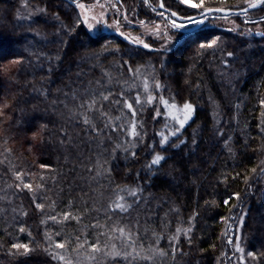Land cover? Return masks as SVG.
Here are the masks:
<instances>
[{"label": "trees", "instance_id": "16d2710c", "mask_svg": "<svg viewBox=\"0 0 264 264\" xmlns=\"http://www.w3.org/2000/svg\"><path fill=\"white\" fill-rule=\"evenodd\" d=\"M136 1L117 0V3L124 7L125 3L130 2L138 13H145L144 0L139 2V6ZM163 3L167 10L179 11L181 17L194 15L190 7L181 5L179 0H163ZM206 3L212 8L228 6L242 9L247 6L244 0H206ZM158 6L159 0H150L149 7L156 9ZM37 7H46L47 11L37 12ZM53 13H59V19L69 27H72L75 18L82 20L75 4L69 0H0V65L14 56H22L32 66V70L22 69L19 82L13 83H8L6 75L0 70V100L4 98L5 92L9 93L8 99L12 98V94L17 96L14 109H9L12 119L8 132L12 135L7 143L4 142V134L0 133V264H56L42 250L45 227L56 232L63 229L68 234L78 226L75 221L64 225L49 221L44 225L40 223L44 215L68 210L70 199L74 201L73 207L82 211L85 206L91 207L94 200L106 206L107 199L115 195L111 187L102 189L103 198L93 192L98 182L89 180L91 173L86 165L90 161L86 158L92 157L94 160V153L98 149L95 142L89 140L91 133L83 129L82 123L68 116L76 101L71 95L65 94L73 88H77L79 93V89L90 87V81L91 87L97 86V80L104 85L110 77L109 90L119 92L123 89L131 99L135 91L142 92V82L138 75L123 66L124 61L131 62L133 68L144 66L141 73L148 75L150 85L154 79L166 84L163 90L153 89L156 95H160L161 91L166 98L175 94L178 104L190 100L196 105L194 117L182 129L188 142L175 149L171 145L157 144L156 150L163 148L179 160L176 172L170 176L159 175L150 186H145L143 195L147 199L136 204L131 213L122 218V222L132 224V231L138 233V236H134L135 247L139 251L135 264H144L141 257L145 255L153 256L148 264H173L170 252L161 256L154 254L152 247L163 248L168 252V236L178 224L181 227L189 226L187 218L193 212L198 213L193 225L194 245L190 248L182 237L180 247L187 254H177L175 264H234L235 261L245 264L239 258L241 253L234 246L235 240H228L230 235L236 237L238 233L241 246L246 251L258 253L259 258L256 260L245 256L247 264H264V255H259L264 253V175L251 174L253 167H264L260 163L264 160V134L261 131L264 128V104L260 103L264 100V20L243 23L246 18L254 20L264 16V7L260 6L246 15L226 17L236 18L243 27L240 30L206 25L189 33L174 30L185 36L169 50L151 40L147 44L153 47L147 48L114 33L92 36L85 24L77 26L75 32L62 31L57 34L56 29L61 25L54 20ZM148 16L152 17L153 14L148 13ZM259 32L263 35H259ZM215 37L220 38L218 46L196 54L199 41ZM61 39L66 44H61ZM105 41H109L105 46L106 52L101 51ZM226 52L235 55L225 57L222 53ZM56 55H60L61 59L54 61L50 78L41 85V78L49 77L46 71L47 57ZM225 58L229 60L228 69L221 63ZM241 65L244 67L239 74H222L240 68ZM186 79L188 83H185ZM25 80L30 82L28 87L22 86ZM121 81L128 85L135 81V86L125 88ZM197 81L200 86L194 87ZM32 82L47 88L49 94L45 96L30 91ZM105 107L111 109V115L119 114L117 107L111 104ZM134 107L139 109L140 106L134 103ZM154 112L155 106L147 105L142 112L138 111V118L143 117L145 121L148 140L156 139L158 142L156 130L161 129L166 120L163 115L154 120ZM42 122L47 123L49 128L43 133V142H34L31 133ZM62 127H67L73 137L70 144L63 146L59 143ZM219 129H223V133ZM121 135L113 132V140L106 141L105 148L110 150ZM229 137L231 141L226 146L224 141ZM193 139L197 141L195 145L192 144ZM29 143L35 144L32 151L26 150ZM172 144H176V140H172ZM6 147L12 151L5 152ZM229 148L233 151L230 152ZM145 151L146 146L141 147L137 157H129L127 160L125 153L119 149L112 158L105 154L113 169V183L133 184L138 171L139 179L147 180L144 165L150 157L145 155ZM171 163V160L167 162ZM41 164H49L51 168L41 169ZM167 164L165 171L168 170ZM21 169L25 174L35 175V180L27 175L26 179L33 183L39 180L45 184L41 195L57 201L54 210L45 208L42 212L35 209L31 193L27 190L21 192L12 186L14 182H19L13 170ZM41 171L46 174L43 180L39 176ZM233 173L240 175L234 176ZM244 175L250 176L251 189L243 179ZM233 192L240 193L239 201L232 197L225 204V198ZM165 197L168 203L162 202ZM85 200L87 205L84 204ZM43 202L47 204L48 200ZM173 204L179 206V212L170 210ZM21 205L29 210L27 216L13 211L21 208ZM242 207L247 209L246 222L243 227L234 228V213L239 215ZM165 212L168 213L166 217ZM119 215L115 213L110 223ZM95 217L96 212H92L85 222ZM221 217L226 219L221 220ZM21 223L31 230V236L28 231L18 230L17 225ZM153 232L162 234L158 245ZM33 240L40 247L28 257L9 256L3 250V246H10L15 241ZM97 259L100 264H132L131 257L127 261L122 257ZM81 260L82 264H87L83 257Z\"/></svg>", "mask_w": 264, "mask_h": 264}, {"label": "snow or ice", "instance_id": "6c2138e0", "mask_svg": "<svg viewBox=\"0 0 264 264\" xmlns=\"http://www.w3.org/2000/svg\"><path fill=\"white\" fill-rule=\"evenodd\" d=\"M147 2V0H146ZM181 5H187L190 7L193 15L184 17L186 23H203L208 19V16L205 14H211L214 11H220L222 13H230L232 11L240 12V8L232 7H221L219 9H214L209 7L206 3V0H179ZM245 4L249 7H255L257 4H264V0H244ZM78 7L82 9L79 14L82 16L83 20L80 18H75L72 24V27H69L68 24H65L59 19V13H53L52 16L54 20L60 23L61 27L56 29V33L60 34L62 31L75 32L77 26L82 24L87 25V29L95 31L100 22V18L104 16V12L98 14H91L88 11V6L83 3H79ZM37 12H46L47 8L37 7L35 9ZM164 16L167 18L168 23L158 27L150 28L154 35H161V32L166 36L165 44L168 41H171L173 38L168 34V25L172 29L178 30L185 27V23L178 22L174 17H181L179 11H173L168 9ZM226 18V17H225ZM127 19V15H125ZM260 20H264V16L258 17ZM103 23L107 25L108 21L103 20ZM117 25L116 30L120 31L119 21H113ZM139 23L144 24L145 21H139ZM39 34V33H37ZM129 40H133V36L129 35L127 37ZM219 37L212 39H205L199 41L197 44L196 54L204 52L205 50H212L214 47L218 46ZM135 43L143 44L147 48H152V44L145 43L144 40H141L138 36L135 38ZM61 44H66V41L61 39ZM109 41H105L104 45L101 46V51L106 52L107 48L105 47ZM161 48H164V45H160ZM97 53L96 55H98ZM225 57H233L235 54L233 52L222 53ZM61 59L60 55L49 56L47 57L48 67L46 71L49 73V77L41 78V85L46 82L53 72L54 61H59ZM37 64L39 61L37 60ZM162 60V64H163ZM222 65L225 69H228L229 60L227 58L222 60ZM123 66L127 68L129 72H132L134 75H138L139 79L142 82V92L140 90L135 91L133 97L130 99L126 94L125 90H120L116 92L115 89H111V78L108 77L104 85H101L100 81H96V87H91V81L89 82L90 87H85L82 89L73 88L70 93L65 95H71L75 105L69 110L68 116L72 119L80 121L82 123L83 129L90 132L89 136L90 141H94L98 151L94 153L95 159L92 157L86 158L89 163L86 167L91 173L89 180L98 182V187L93 189L95 195L100 198H103L104 192L103 188L111 187L115 195L107 199L106 206L99 205L98 201L94 200L91 207L85 206L81 211L79 208L73 207L74 201L69 200L67 205L68 210L62 212H57L55 215H44V218L40 221L41 224L47 225L49 221L55 222L59 225L67 224L69 221H75L77 224V229H73L71 233L66 234L63 229L60 232H56L54 229L50 230L45 227L44 230V244L42 250L51 257L52 261H55L56 264H82L81 257L87 261V264H100L98 257L102 259H107L108 257L119 258L122 257L126 261L129 257L132 258V264H135L136 257L139 256V251L135 247L134 236H138V233L132 231V224L127 221L122 222V218L130 214L136 204H139L142 200L147 198L143 195L144 187L150 186L153 180L159 176H170L177 170V165L179 164L178 159H174L168 152L157 149V144L159 146L171 145L172 148H178L185 145L188 142V137L183 136L182 129L185 125L188 124L195 114L196 105H194L190 100H184L182 104H178L175 100V94H172L170 98H166L162 91L157 97L153 89L163 90L166 87V84L162 83L159 79H154L150 85L149 77L146 74L141 73V69L144 67L142 65H137L135 68L132 67L131 62L124 61ZM151 67V65H149ZM243 65L240 68L234 70H227L223 75L232 76L234 74H239L243 70ZM32 70L31 63H26L25 58L22 56H14L9 59L6 63L0 65V70L6 75L8 83L19 82V73L21 70ZM107 72V69H104ZM191 68H189V72ZM34 74V72H33ZM153 74L155 75V69H153ZM79 76L80 73H77ZM189 81L186 79L185 83ZM29 81L25 80L23 82V87H28ZM125 85V88H130L135 86V81L132 85H128L127 82L121 81ZM41 85L35 84L32 82V88L30 91L39 92L47 96L48 89L42 87ZM199 81L194 87H199ZM9 93L5 92L4 98L0 100V133L4 134V142L7 143V140L11 138V133L8 132V125L11 122L12 116L9 112V109H14L15 104L17 103L16 94H12V98L8 99ZM157 99L160 104L163 105L165 111L163 116L166 119L161 129L156 130V134L159 137L157 142L156 139L148 140V132L145 128V121L143 117L138 118V111L142 112L143 108L147 105L155 106V112L153 113V119L161 115L160 106L156 104ZM55 103V102H54ZM139 105V109L134 107ZM261 104H264V100L260 101ZM111 104L118 108V115H111V109H106L105 105ZM67 106V105H66ZM23 111V109H20ZM130 110V111H128ZM49 128L47 123H40L36 131L31 133V138L34 142H43L44 135L43 133ZM223 133V129H219ZM262 134H264V128L261 129ZM86 132V134H87ZM121 133V138L119 141H114V146L109 150L105 148L106 141H112V133ZM61 136L59 138L60 145H68L72 142L73 137L69 134L67 127L60 128ZM64 137H67L65 139ZM183 137V138H181ZM172 140H176V144H172ZM231 137L228 140L224 141V144L227 146L230 144ZM197 141L192 140V144L195 145ZM146 146L145 155L149 156L150 159L147 160L144 167L147 169L145 175L148 177L147 180L139 179L140 173L137 172V179L133 184H115L112 181L113 169L112 166L108 163V159L105 158L107 154L108 158H112L117 154V150H121L125 153V159L129 157H137L139 149ZM35 147L34 143H29L27 151H32ZM5 152H11L12 149L6 147ZM229 151H233L232 148H229ZM67 159V157H66ZM172 161L171 164H167L168 161ZM261 164H264V160L260 161ZM167 164V171L164 170L165 165ZM41 169H49L51 165L41 164ZM154 170V171H153ZM130 171V170H129ZM14 176L19 182H14V186L17 190L21 192L27 190L31 193V200L35 209L44 211L45 208L55 209L57 201L49 200L48 197L42 196L41 192L45 190V184L37 180L35 183L32 180L26 179L27 176H31L35 180V175L33 173H24V170L20 171L13 170ZM252 175H264V167H253L251 169ZM45 173L41 171L39 173L40 179L45 178ZM234 176H239L240 173H233ZM243 179L245 180L249 189L252 188L251 183L249 182L250 176L244 175ZM106 182V183H102ZM232 197H236L239 201L240 193L233 192L230 197H226L224 200L225 204L229 203V200ZM10 199V198H9ZM48 200V203L45 204L43 201ZM163 203H168V198L165 197L162 201ZM214 202V201H213ZM87 200L84 201V204L87 205ZM160 203V202H158ZM207 203V202H206ZM147 206V205H146ZM170 210L179 212V206L176 204L172 205ZM2 211V209H0ZM14 212H19L22 216H27L29 210L24 208L21 205V208L14 209ZM92 212H96V217L91 218L90 222H85L87 217H90ZM115 213H119L113 221V216ZM234 213V210H233ZM167 212L164 213L166 217ZM198 213L193 212L187 219L189 221V226L181 227L179 224L175 228L174 232L168 236L169 250L165 252L163 248L156 246L152 247V252L154 254H159L161 256L168 255L169 252L173 259V264H175V258L177 254L186 255L185 250L180 247V241L183 237L186 240L187 244L191 248L194 245L193 241V225L195 217ZM235 219L232 223L234 228H241L245 224L247 209H241L239 215H235ZM225 217H221V220H225ZM20 232L28 231L29 236H31V230L26 228L24 224L17 225ZM136 227H139L138 220L136 222ZM79 233V234H77ZM160 233L153 232V236L157 237L156 244L158 245L161 238ZM63 236V239L57 237ZM229 242L235 240V248L238 250L240 255V260H245V256L251 257L253 260L258 259V253L256 251L248 250L241 246L240 234L238 233L236 237H228ZM40 246L34 240L31 242H22L15 241L10 246H3V250L13 257H28L33 252L37 251ZM200 251H204L200 249ZM259 255H264L261 253ZM144 260V264H148V261L153 259L152 255H145L141 257Z\"/></svg>", "mask_w": 264, "mask_h": 264}, {"label": "rangeland", "instance_id": "374dc122", "mask_svg": "<svg viewBox=\"0 0 264 264\" xmlns=\"http://www.w3.org/2000/svg\"><path fill=\"white\" fill-rule=\"evenodd\" d=\"M69 1L75 4L79 13H81L82 11V9L78 7L79 3H83L86 6H88V11L91 14H98L100 12H104V16L100 18V22L97 26V29L95 31H91L88 29L89 33L92 36H98L105 33H114L117 36L129 40L127 37L131 35L133 36V40L130 41H135V38L138 36L141 40H144L145 43L151 40L153 42H156V44H158L159 47L160 45H164L163 49H167V50L174 48L176 44H179L185 36L182 35L183 33L178 34L181 33L180 31L178 33H175L174 29H172L171 26L168 25V34L171 35L173 39L171 41H168L167 44H165L166 36L163 34V32H161V35L158 36V35H154L151 31H149L150 28L158 27L157 22H159V26L161 27L168 23L167 18H165L164 14L161 11H158L153 7H149L150 0H147V2L146 0H144L143 2L144 3L143 7L146 11L145 13L144 12L138 13L137 9L134 8L130 2L125 3L124 7H122L117 3V0H69ZM141 1L142 0L136 1L137 6H139L138 4ZM147 4L149 6H147ZM260 6L264 7V4H261ZM148 13H152L153 16L152 17L148 16ZM247 13L240 15H246ZM125 15H127V19H125ZM218 17H223V16L215 15L213 17H210L208 22L205 24L206 27H222L224 29H230L231 27L235 30H240L243 28L240 22L236 18H218ZM224 17H229V16H224ZM103 20L108 21L107 25L103 23ZM113 21H119L120 31L116 30L117 25H115ZM139 21H145V23L141 24L139 23ZM257 21L261 22L263 20H260L258 18L254 20L246 18L245 20H243V23H252ZM194 24L195 23L190 25H185V27L183 28H189ZM142 95H143V91H142ZM158 96L159 95H157V97ZM156 104L160 106L161 115H163L165 109L163 105L160 104L158 99L156 101ZM166 119L167 118H165V120ZM234 264H238V263L235 261Z\"/></svg>", "mask_w": 264, "mask_h": 264}, {"label": "water", "instance_id": "95a60500", "mask_svg": "<svg viewBox=\"0 0 264 264\" xmlns=\"http://www.w3.org/2000/svg\"><path fill=\"white\" fill-rule=\"evenodd\" d=\"M260 5H261V4H257L254 8H253V7H249V6H247V7H245V8H242V9H241L242 11H240V12L232 11V12H230V13H222V12H220V11H214V12L211 13V14H205V15L208 16V19H207L205 22H203V23H195L194 25H192V26L189 27V28H181V29H179V30H181L182 32H185V33H189V32H192V31H194V30H196V29H199L200 27H202L203 25H205V24L208 22L209 18H210V17H213V16H215V15L230 16V15H240V14H245V13H247V12H249V11H252V10H254V9H256V8H259ZM156 9L159 10V11H161L163 14L167 11V9L164 7L163 0H159V6L156 7ZM214 9H219V8H214ZM165 18H166V17H165ZM174 18L177 19V20H179V21H181V22H184L186 25L193 24V23H186V22H185V19H183L184 17H179V18L174 17ZM259 35H263V33H260V32H259Z\"/></svg>", "mask_w": 264, "mask_h": 264}]
</instances>
